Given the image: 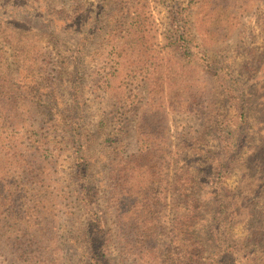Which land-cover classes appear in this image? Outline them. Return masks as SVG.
I'll return each instance as SVG.
<instances>
[{
	"label": "rangeland",
	"instance_id": "374dc122",
	"mask_svg": "<svg viewBox=\"0 0 264 264\" xmlns=\"http://www.w3.org/2000/svg\"><path fill=\"white\" fill-rule=\"evenodd\" d=\"M219 223L264 264V0H0V264H211Z\"/></svg>",
	"mask_w": 264,
	"mask_h": 264
},
{
	"label": "trees",
	"instance_id": "16d2710c",
	"mask_svg": "<svg viewBox=\"0 0 264 264\" xmlns=\"http://www.w3.org/2000/svg\"><path fill=\"white\" fill-rule=\"evenodd\" d=\"M244 106L245 102H244ZM241 111L244 110L243 105H241ZM242 126V123L240 122L238 124V129H236V133H237V138L236 140H232L231 141V145H232V153H226L220 163V165L218 166V170H225V172L227 173L231 164H233V158L236 157V154H234V152H238V150H240V145L242 143L241 141V130L240 127ZM244 126H245V122H244ZM233 135V133H232ZM83 175H85V171L82 173ZM220 171L216 173V175L219 177ZM85 177V176H84ZM224 200H226V198H224ZM221 204V203H220ZM219 225H221V223H219L217 225V227H215V233H213L211 235V238L208 240L209 243H211L214 247V253L210 254V257L208 258V260L211 262V264H216L215 262V258L220 254L221 248L220 247L222 245H224V243L220 242V240L218 239V233L220 231V227ZM177 229V228H176ZM177 232L173 234V239H178L179 237H184V233L183 231H178V229L176 230ZM176 244V241H171L169 244V247ZM196 244H194L191 247V251H188L186 249V253L183 251H174L173 253V258L175 260L172 259H168L169 264H206L203 262L204 259L201 255V253L198 251V249L196 248ZM167 247V248H169ZM168 253V251H167ZM156 262V259H153L152 263L154 264ZM209 264V263H208Z\"/></svg>",
	"mask_w": 264,
	"mask_h": 264
}]
</instances>
